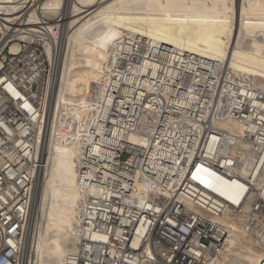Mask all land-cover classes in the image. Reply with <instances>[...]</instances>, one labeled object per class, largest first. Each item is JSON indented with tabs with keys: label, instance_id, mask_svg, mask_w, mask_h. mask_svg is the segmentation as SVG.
Here are the masks:
<instances>
[{
	"label": "bare ground",
	"instance_id": "obj_1",
	"mask_svg": "<svg viewBox=\"0 0 264 264\" xmlns=\"http://www.w3.org/2000/svg\"><path fill=\"white\" fill-rule=\"evenodd\" d=\"M37 1L44 12L54 14L63 10V0ZM64 1L67 12L61 18L63 25L56 49L45 48L53 69L47 87L44 82L40 83L36 95L49 110L46 109L37 132L40 167L30 204L32 228L23 250L21 262L24 264H62L68 252L75 250L83 235L85 198V186L80 184L77 167L87 163V157L101 156L104 129L109 131L106 138H125L129 146H147L144 140L125 129L132 127L135 116L123 106L141 104L145 111L141 121L146 113L155 112L158 107L143 95L130 101L134 90L143 88L152 93L161 89L165 98L162 104L170 112L202 104L201 114L191 110L188 116L211 122L226 132L228 138L248 136L247 126L238 121L239 110L244 105L264 111L261 98L264 94V0H199L196 6L190 2L171 3V0H142L129 6L116 1L106 11H98L101 4L93 8V0ZM4 2L12 4L13 0ZM79 3L83 4L82 8H77ZM246 39L249 40L245 48ZM118 41L124 44L118 47L120 53L113 54L112 48ZM17 49L12 47V51ZM154 49H157L156 57L163 61L150 58ZM122 51L128 53L121 55ZM127 56H139L140 61L125 64L122 60ZM182 74L188 77L186 87L176 82ZM248 77L250 80H244ZM228 83L240 87L232 93ZM111 84L116 92L108 94ZM182 90L185 99H169L167 93ZM109 107L111 111L123 112L125 121L108 117L104 125L101 120L108 115ZM223 109L228 114L225 118L220 117ZM245 117L249 116L245 114ZM260 118L264 120V114ZM157 138L173 142L175 136L163 132ZM216 138L215 133L209 137V149L213 148ZM91 165L92 171L86 179L90 191L95 192L96 175L101 167ZM192 176L207 181V184L201 183L205 190L193 187L202 194L203 200L219 205H224L222 198L229 199L233 190L240 187L237 180L225 178L203 164L196 167ZM136 182L138 193L149 191ZM158 194L170 196L165 191ZM174 198L196 215L208 216L180 196ZM38 213L42 220L37 218ZM210 220L218 223L219 231H226L227 235L223 248L215 255L206 253L204 263L259 264L264 259V252L243 231L242 218L223 213ZM142 229L139 227L138 233ZM66 241L75 244L64 249ZM138 242L139 237L135 236L132 247L137 248ZM210 248L214 252L212 245Z\"/></svg>",
	"mask_w": 264,
	"mask_h": 264
},
{
	"label": "built area",
	"instance_id": "obj_2",
	"mask_svg": "<svg viewBox=\"0 0 264 264\" xmlns=\"http://www.w3.org/2000/svg\"><path fill=\"white\" fill-rule=\"evenodd\" d=\"M64 12H44L37 0H13L12 4L0 0V264H24L23 250L32 228L30 204L40 167L37 132L47 109L36 95L40 83L47 87L53 65L45 48L56 49ZM13 46L18 49L12 51ZM154 51L150 58L163 61ZM122 61L136 64L140 60L127 56ZM176 82L186 87L188 77L182 74ZM228 85L232 93L240 87ZM109 88L108 94L115 91L114 85ZM137 95L154 101L158 110L146 113L141 121L145 112L141 104L127 102L123 109L135 118L132 127L125 129L147 146H129L125 138H106L109 131L104 129L101 156L87 157V163L78 165L80 184L85 186L83 235L62 264H206V253L215 255L223 248L227 233L210 220L223 213L242 218L243 231L264 252V120L260 118L264 111L244 105L238 121L247 126L248 136L228 138L211 122L188 116L191 110L201 114L202 104L170 112L162 104L161 89L149 93L138 88L130 101ZM167 95L174 101L185 99L183 90ZM227 115L223 109L220 117ZM108 117L119 122L126 119L123 112L110 107L101 120L104 125ZM163 132H171L174 141L157 138ZM212 133L218 138L209 149ZM92 163L101 167L95 192L86 179ZM199 164L240 182L229 199L222 198L224 205L204 201L197 191L205 190L201 178L192 180ZM136 181L149 191L138 193ZM177 195L208 216L186 209L174 198ZM135 236L139 237L137 248L131 245Z\"/></svg>",
	"mask_w": 264,
	"mask_h": 264
},
{
	"label": "rangeland",
	"instance_id": "obj_3",
	"mask_svg": "<svg viewBox=\"0 0 264 264\" xmlns=\"http://www.w3.org/2000/svg\"><path fill=\"white\" fill-rule=\"evenodd\" d=\"M116 1H118V2H121L122 3V5H125V6H129V5H134L135 3H139L140 1H142V0H93V2L91 3V4H93L94 5V7L93 8H96L97 6H100V4H101V7L100 8H98V11L99 10H102V11H106L107 9H106V7L109 5H113ZM190 2V3H193V5L194 6H196L197 4H198V2H199V0H171V3L172 2ZM64 3H65V1L63 0V4H62V8H63V10L62 11H64V6H66V4L67 3H65V5H64ZM83 4L82 3H79V5L77 6V8H82L81 6H82ZM67 10V9H66ZM102 13H105V12H102ZM66 14V12H64V13H62L61 14V16H62V18H64L63 16ZM63 25V24H62ZM94 26V25H93ZM72 30H74V31H76V28H71ZM247 40H249V39H246V43H244V45H243V47H248V45H247ZM120 43V44H119ZM121 44L123 45L124 43H123V41H118V44L116 43V45L115 46H113V48H112V50L114 49V53L113 54H115L116 52L118 53H120V51H118V49L121 47ZM120 46V47H119ZM250 46V45H249ZM116 47V48H115ZM119 47V48H118ZM120 50V49H119ZM50 52V51H49ZM52 52V51H51ZM132 52V51H131ZM116 53V54H117ZM126 53H128V52H124V51H122L121 52V55H125ZM153 54H156V51H154V53ZM48 55H50V54H48ZM120 55V54H119ZM223 71H225V69H224V67H223ZM249 79V77L247 78V79H244V80H248ZM237 80V79H236ZM250 80V79H249ZM47 112H48V108H47ZM49 201V200H48ZM47 201V202H48ZM34 211V210H33ZM38 212H40V211H38ZM34 212H32V214H33ZM35 214V213H34ZM39 214V213H38ZM38 214H37V218H39L40 217V219L42 220L43 218H42V216H40V214H39V216H38ZM33 218H34V215H33ZM35 220H36V218H35ZM41 220H39L38 219V221H37V223H40L41 222ZM225 241V240H224ZM65 244L66 245H63V248L64 249H66V247H67V249H69V248H72V246L75 244H71V241H66L65 242ZM72 246H71V245ZM54 264H56L55 262H54Z\"/></svg>",
	"mask_w": 264,
	"mask_h": 264
},
{
	"label": "snow or ice",
	"instance_id": "obj_4",
	"mask_svg": "<svg viewBox=\"0 0 264 264\" xmlns=\"http://www.w3.org/2000/svg\"><path fill=\"white\" fill-rule=\"evenodd\" d=\"M193 178L195 179L196 177L194 176ZM201 182H203V183L207 184V181H201Z\"/></svg>",
	"mask_w": 264,
	"mask_h": 264
}]
</instances>
